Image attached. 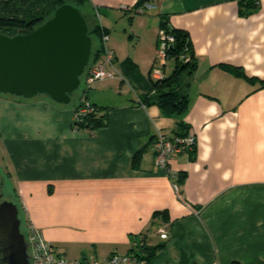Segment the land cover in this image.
<instances>
[{
    "label": "crops",
    "instance_id": "obj_1",
    "mask_svg": "<svg viewBox=\"0 0 264 264\" xmlns=\"http://www.w3.org/2000/svg\"><path fill=\"white\" fill-rule=\"evenodd\" d=\"M138 1L86 0L91 26L110 37L114 78L73 105L0 95L1 148L23 216L71 260L143 242L163 244L145 264H264V0L250 14L248 0H150L144 14L132 10ZM164 20L188 32L197 60L179 86L190 99L182 116L141 102ZM128 57L138 73L122 79ZM83 101L105 110L95 132L73 125ZM179 120L197 144L167 172L155 142L159 132L175 137Z\"/></svg>",
    "mask_w": 264,
    "mask_h": 264
},
{
    "label": "water",
    "instance_id": "obj_2",
    "mask_svg": "<svg viewBox=\"0 0 264 264\" xmlns=\"http://www.w3.org/2000/svg\"><path fill=\"white\" fill-rule=\"evenodd\" d=\"M93 52L85 14L77 6H59L33 30L0 33V95L33 99L46 96L69 105L82 83ZM0 264H30L19 205L0 203Z\"/></svg>",
    "mask_w": 264,
    "mask_h": 264
},
{
    "label": "trees",
    "instance_id": "obj_3",
    "mask_svg": "<svg viewBox=\"0 0 264 264\" xmlns=\"http://www.w3.org/2000/svg\"><path fill=\"white\" fill-rule=\"evenodd\" d=\"M145 1L149 0H139L134 7L136 8L142 5ZM85 2L86 0H0V33L13 36L19 29L33 30L52 17L55 10L62 4L70 3L80 8V5ZM245 5L246 8L242 13L250 14L257 10L259 0H248L245 2ZM83 14H85V12H83ZM86 17L89 24V34L93 38V52L89 63L92 64L103 56V47L96 46V39H102L103 34L108 33L99 24L92 27L87 15ZM161 28L167 29V31L172 33L175 37L174 43L171 44L167 50V58L172 60L174 64L173 70L162 80H154L151 78L150 91L147 96L141 97V102L145 105L155 104L168 115L182 116L190 105V99L187 94L180 90L179 85L184 74L192 73L196 69L197 60L188 32L171 28L167 20L163 21ZM183 55H189L190 60H182L181 56ZM121 67L126 77H131L138 73V65L130 57L126 58L121 63ZM86 74L87 70L82 76V82ZM82 103H84V101L79 103L74 110L80 107ZM93 106L95 107V112L86 114L79 122L74 121L73 125L76 129L95 132L96 129L106 124L104 108L96 106L95 104H93ZM187 135V125L182 120H179L175 137H185ZM194 152L195 149L189 153L192 154ZM178 176V182L181 183L186 175L185 172H180ZM15 202L19 205L18 199ZM19 208L20 217L22 219V230L25 232L26 219L23 216V210L20 205ZM137 245L140 246L137 248ZM136 246H134L132 250L137 252L139 258L147 262L151 260L163 244L153 246L142 242L136 243Z\"/></svg>",
    "mask_w": 264,
    "mask_h": 264
},
{
    "label": "built area",
    "instance_id": "obj_4",
    "mask_svg": "<svg viewBox=\"0 0 264 264\" xmlns=\"http://www.w3.org/2000/svg\"><path fill=\"white\" fill-rule=\"evenodd\" d=\"M258 3V2H257ZM123 9H128L127 6H122ZM155 8V5L149 0L145 1L138 7H132L134 13L144 14ZM99 17V12H97ZM110 37L108 34H103V56L96 62L89 64L87 74L84 77L83 84L87 93L92 90L97 81L114 78L116 76L115 63L116 55L114 49L109 44ZM175 41V37L167 29L161 28L158 33V49L153 67L150 72V77L154 80H162L166 76L165 68L169 59L167 58V50ZM182 60L189 61V55L181 56ZM122 79H125L123 74H120ZM95 112V107L92 102L84 101L74 110V121L79 122L88 114ZM197 138L193 132H189L185 137H169L163 132L157 134L155 142V163L157 167L171 171L170 162L173 156L179 153H189L196 148ZM176 192H179L177 182L173 184ZM25 218V217H24ZM26 219V218H25ZM25 238L29 246L30 264H145L146 261L138 257L137 252L132 250L130 253L120 254L112 253L105 259H75L71 260L63 255L56 253L52 244L45 238L42 230L26 219ZM161 238H168L166 231L162 230ZM142 245V244H141ZM136 246V245H135ZM140 245H137L138 248Z\"/></svg>",
    "mask_w": 264,
    "mask_h": 264
},
{
    "label": "rangeland",
    "instance_id": "obj_5",
    "mask_svg": "<svg viewBox=\"0 0 264 264\" xmlns=\"http://www.w3.org/2000/svg\"><path fill=\"white\" fill-rule=\"evenodd\" d=\"M80 8H81V10L83 12H86V10H87L86 2L84 4H81ZM91 22H92V17H91ZM172 66H174L172 63L167 66V73L169 71H172V69H173ZM183 78H185V77H183ZM182 84H184V83L181 82V85H179L180 88H181ZM85 91H86V88H85V85L82 82L80 87H79V89L74 93L72 101H71V103L69 105L75 104L78 101V99H79V94H84ZM0 141H1V139H0ZM1 145L2 144L0 142V170H2L3 173H5L7 175L6 184H5V186L7 187L6 191L8 190L10 195L13 197V199H12L13 201H17L16 193H15V191L14 192L12 191L13 188H14V182L12 180V177H11V174H10V170H9V166H8V163H7V160H6V157H5V153H4V150L1 148Z\"/></svg>",
    "mask_w": 264,
    "mask_h": 264
},
{
    "label": "flooded vegetation",
    "instance_id": "obj_6",
    "mask_svg": "<svg viewBox=\"0 0 264 264\" xmlns=\"http://www.w3.org/2000/svg\"><path fill=\"white\" fill-rule=\"evenodd\" d=\"M6 178H7V175L5 173H3L2 170H0V203L4 200H12L13 199V197L10 195L8 190L6 191V188H7L5 186ZM12 191L14 192V188Z\"/></svg>",
    "mask_w": 264,
    "mask_h": 264
}]
</instances>
